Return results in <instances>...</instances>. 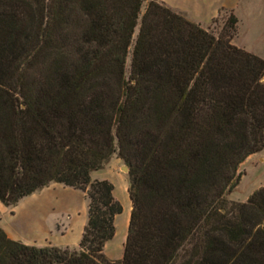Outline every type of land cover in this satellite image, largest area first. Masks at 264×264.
<instances>
[{
    "label": "trees",
    "instance_id": "obj_1",
    "mask_svg": "<svg viewBox=\"0 0 264 264\" xmlns=\"http://www.w3.org/2000/svg\"><path fill=\"white\" fill-rule=\"evenodd\" d=\"M143 2L0 0V203L51 183L88 200L78 250L0 227V264H264V188L226 200L264 149V60L231 44V12L214 36L157 0L140 17ZM115 154L131 213L110 261L122 206L90 175Z\"/></svg>",
    "mask_w": 264,
    "mask_h": 264
},
{
    "label": "rangeland",
    "instance_id": "obj_2",
    "mask_svg": "<svg viewBox=\"0 0 264 264\" xmlns=\"http://www.w3.org/2000/svg\"><path fill=\"white\" fill-rule=\"evenodd\" d=\"M149 1L150 0H144L140 11V17L144 13ZM157 1L165 6L168 5L172 7L175 10L174 11L169 7L172 11L181 14L186 19L196 24H199L204 30L210 32L214 36L221 31L223 23L231 12L238 21L237 32L232 39L231 44L264 60V0H165L167 5L161 0ZM217 3L225 6L235 5V8L225 7L219 8L218 11H216L214 10V6ZM137 32L138 28L134 31L132 45L135 41ZM131 52L132 46L130 47L126 58V77L129 75ZM113 164L126 167L115 154L104 164L101 171L94 174L95 178L101 179L96 181H107V179H112L110 169ZM122 173L125 174L123 171ZM238 173H240L241 176L239 183L226 197L228 202L227 211L231 209L232 205L245 203L254 191L264 188V149L259 154L247 158L239 166ZM126 174L128 175V173ZM128 179L130 186L129 175ZM30 201H25L17 207V214L19 216L17 219H11L10 217L14 216L13 208H15L18 203L14 207H6L9 208V214L3 215L1 225L8 224L13 231L21 236L32 231L30 233L31 235L28 234L30 241H39L42 239V236H46L47 226H44L43 228V225L40 222V217L42 216V213L40 212L37 213V217L32 219L24 215L23 211L25 210V206L29 205ZM36 228H39V230ZM23 237L24 236L21 238ZM71 250H78V248Z\"/></svg>",
    "mask_w": 264,
    "mask_h": 264
},
{
    "label": "crops",
    "instance_id": "obj_3",
    "mask_svg": "<svg viewBox=\"0 0 264 264\" xmlns=\"http://www.w3.org/2000/svg\"><path fill=\"white\" fill-rule=\"evenodd\" d=\"M161 1L167 5L165 0ZM225 7L235 8V5L225 6L217 3L214 6V10L218 11L219 8ZM170 8L174 10L172 7ZM122 168V166L113 164L110 169L112 179H107L113 186V197L122 206V213L114 217V236L111 240L106 242L103 249L104 255L110 261L122 259L123 246L127 236V227L131 213V202L128 197L129 179L126 173H122ZM99 171L91 173L90 177L92 180H101L94 177V174ZM25 201H30V204L25 206V210L23 211L24 215L32 219L37 217V213H42L40 222L43 228L47 226V234L46 236H42V239L39 241H30L28 234L31 235L30 233L32 231L25 233V235H22L24 237L21 238L22 236L13 231L8 224L1 225V219L3 215L9 214V208L4 207L0 203V227L9 239L38 248H78L83 229L87 223L88 200L83 193L65 188L57 183H51L36 193L21 199L16 207L13 208L14 216L10 217L11 219H17L19 217L17 214V207ZM37 230H39V228Z\"/></svg>",
    "mask_w": 264,
    "mask_h": 264
},
{
    "label": "water",
    "instance_id": "obj_4",
    "mask_svg": "<svg viewBox=\"0 0 264 264\" xmlns=\"http://www.w3.org/2000/svg\"><path fill=\"white\" fill-rule=\"evenodd\" d=\"M122 171L125 172V173H128V168L127 167H123ZM221 212H223V211H221Z\"/></svg>",
    "mask_w": 264,
    "mask_h": 264
}]
</instances>
